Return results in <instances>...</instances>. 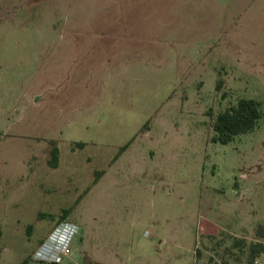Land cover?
I'll use <instances>...</instances> for the list:
<instances>
[{"label": "rangeland", "instance_id": "rangeland-1", "mask_svg": "<svg viewBox=\"0 0 264 264\" xmlns=\"http://www.w3.org/2000/svg\"><path fill=\"white\" fill-rule=\"evenodd\" d=\"M67 5L0 0V264H248L264 224V115L225 143L212 121L243 96L264 110V26L236 55L174 44L184 75L163 60L110 77L102 106L81 118L53 91L42 103L64 71L52 48ZM61 214L77 225L70 252L36 257Z\"/></svg>", "mask_w": 264, "mask_h": 264}, {"label": "crops", "instance_id": "crops-1", "mask_svg": "<svg viewBox=\"0 0 264 264\" xmlns=\"http://www.w3.org/2000/svg\"><path fill=\"white\" fill-rule=\"evenodd\" d=\"M56 26L52 49L64 71L44 89L42 103L53 91L60 111L82 118L102 106L110 77L146 73L163 60L184 75V52L176 59L167 53L174 44L212 43L208 57L228 44L236 55L245 33L264 26V0H68ZM64 95L67 103L60 102Z\"/></svg>", "mask_w": 264, "mask_h": 264}, {"label": "trees", "instance_id": "trees-1", "mask_svg": "<svg viewBox=\"0 0 264 264\" xmlns=\"http://www.w3.org/2000/svg\"><path fill=\"white\" fill-rule=\"evenodd\" d=\"M219 84V82H218ZM264 115L261 100L254 97H239L235 104L227 106L225 109L219 111L212 121L213 134L211 139L222 143L228 142L233 137L242 132L253 129L259 122L260 118ZM53 146L50 149L51 159L54 161L58 153V148L54 140H51ZM80 145L83 142L79 143ZM128 144L125 143L120 146L118 153L126 148ZM118 154L115 155V157ZM51 160V161H52ZM103 170L99 171V174ZM69 208H64L63 211L68 212ZM65 216L60 215L59 221L63 220ZM260 240H255L249 245V260L248 264H254L255 256L264 250V224H258L255 231ZM241 238H236L234 243H239ZM20 264H25L23 260Z\"/></svg>", "mask_w": 264, "mask_h": 264}, {"label": "built area", "instance_id": "built-area-1", "mask_svg": "<svg viewBox=\"0 0 264 264\" xmlns=\"http://www.w3.org/2000/svg\"><path fill=\"white\" fill-rule=\"evenodd\" d=\"M77 230V225L70 220H60L39 243L35 255L41 259L57 261L62 254L70 252V238ZM264 243V240H263ZM254 264H261L254 260Z\"/></svg>", "mask_w": 264, "mask_h": 264}]
</instances>
